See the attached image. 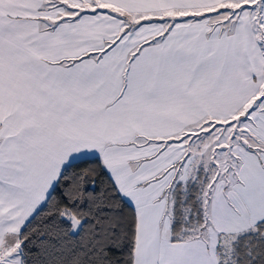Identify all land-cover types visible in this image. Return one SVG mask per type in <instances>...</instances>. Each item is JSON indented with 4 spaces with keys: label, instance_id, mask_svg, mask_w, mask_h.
Listing matches in <instances>:
<instances>
[{
    "label": "snow or ice",
    "instance_id": "6c2138e0",
    "mask_svg": "<svg viewBox=\"0 0 264 264\" xmlns=\"http://www.w3.org/2000/svg\"><path fill=\"white\" fill-rule=\"evenodd\" d=\"M0 264H264V0H0Z\"/></svg>",
    "mask_w": 264,
    "mask_h": 264
},
{
    "label": "trees",
    "instance_id": "16d2710c",
    "mask_svg": "<svg viewBox=\"0 0 264 264\" xmlns=\"http://www.w3.org/2000/svg\"><path fill=\"white\" fill-rule=\"evenodd\" d=\"M100 179H101V180H103V179H104V177H103V176H101V177H100ZM37 226H38V224L34 223V224L32 225V228H35V227H37Z\"/></svg>",
    "mask_w": 264,
    "mask_h": 264
}]
</instances>
